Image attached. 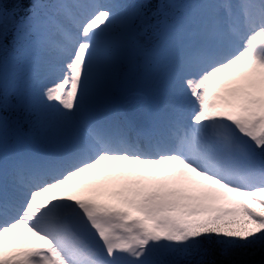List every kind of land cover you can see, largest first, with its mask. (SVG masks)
<instances>
[{"label":"snow or ice","instance_id":"obj_1","mask_svg":"<svg viewBox=\"0 0 264 264\" xmlns=\"http://www.w3.org/2000/svg\"><path fill=\"white\" fill-rule=\"evenodd\" d=\"M0 264H264V0H0Z\"/></svg>","mask_w":264,"mask_h":264},{"label":"trees","instance_id":"obj_2","mask_svg":"<svg viewBox=\"0 0 264 264\" xmlns=\"http://www.w3.org/2000/svg\"><path fill=\"white\" fill-rule=\"evenodd\" d=\"M256 259H257V260H259V259H260V257H259V256H257V257H256Z\"/></svg>","mask_w":264,"mask_h":264}]
</instances>
